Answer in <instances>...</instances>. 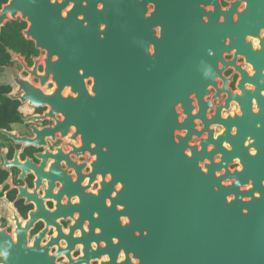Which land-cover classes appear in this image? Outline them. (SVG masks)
<instances>
[{"label": "flooded vegetation", "instance_id": "flooded-vegetation-1", "mask_svg": "<svg viewBox=\"0 0 264 264\" xmlns=\"http://www.w3.org/2000/svg\"><path fill=\"white\" fill-rule=\"evenodd\" d=\"M9 1L0 0V10ZM39 1L55 5L62 32L89 36L91 72L84 77L89 107L11 99L18 117L0 127V249L9 253L0 261L152 264L137 245L133 249V239L141 236L144 217L166 228L174 223L169 167L176 81L216 83L218 91L208 86L205 105L191 94L195 128L207 125L219 134L223 118L245 113L251 133L240 145L253 161L264 163V0ZM28 26L19 12L0 26L7 52L0 66V85L9 88L5 96L23 93L15 77L35 85L44 81L46 95L56 87L53 74H46L47 50L26 37ZM179 40L184 43L176 44ZM176 48L199 53L187 54L191 61L176 66ZM3 67L14 75L3 74ZM98 80L107 82L106 91L95 90ZM69 96L78 92L65 85L51 100ZM217 112L218 122L211 121ZM185 118L181 113L179 119ZM206 137L194 132L188 143L200 148ZM225 145L230 148L218 142ZM186 153L191 155L189 147ZM143 162H151V169L144 170ZM230 167H240L237 157Z\"/></svg>", "mask_w": 264, "mask_h": 264}, {"label": "water", "instance_id": "water-1", "mask_svg": "<svg viewBox=\"0 0 264 264\" xmlns=\"http://www.w3.org/2000/svg\"><path fill=\"white\" fill-rule=\"evenodd\" d=\"M17 12L29 22L24 30L26 37L47 50L46 74L51 72L56 81L52 95L59 94L65 85H69L78 96H69L67 101L59 103L53 99V103L52 95H46L41 88L43 80L35 85L18 77H15L19 85L17 91L23 90V93L15 95L12 92L6 96L21 102L29 101L33 106H40L49 99L53 107L86 111L89 93L84 77L91 72L89 36L82 34L77 39L74 34L62 32L55 5L39 0H10L0 10V26L9 15L15 17ZM179 43L184 41H176ZM193 52L199 53V50L176 48L175 65L186 66L191 61L187 54ZM53 55L57 59L51 61ZM30 72L36 74L33 69ZM2 73L14 75L8 67H3ZM103 84L107 82L96 81L95 90L106 91L107 86L103 87ZM209 85L218 91L216 83H174L175 153L169 167L173 174L174 223L166 228L161 222L155 225L144 217L141 236L133 239V249L134 244L137 245L136 251L141 252L143 260L152 264H264V163L253 161L247 148L240 145L251 133L245 113L241 117L228 115L223 118V130L219 134H214L207 125L201 131L195 128L190 114L191 94L195 93L198 102L205 105L204 95L209 92ZM177 106L182 112L177 111ZM181 113L186 115L183 120L179 119ZM211 119L218 122V112ZM233 126L236 127L234 134ZM181 129H186L187 133L180 134ZM1 131L12 134L5 129ZM194 132L198 135L199 132L207 133L200 148L188 143ZM222 140L227 141L230 148L218 146ZM209 143L213 145L212 149L206 148ZM187 147L191 155L186 153ZM218 152L220 159L215 160L214 155ZM236 157L240 167L231 168ZM162 165L167 170V165ZM143 169H151V162H143Z\"/></svg>", "mask_w": 264, "mask_h": 264}, {"label": "trees", "instance_id": "trees-1", "mask_svg": "<svg viewBox=\"0 0 264 264\" xmlns=\"http://www.w3.org/2000/svg\"><path fill=\"white\" fill-rule=\"evenodd\" d=\"M7 52L4 46L0 43V66L4 64ZM9 88L5 85H0V127L8 125L9 122L13 121L18 117L17 105L7 96L3 95V92L8 91Z\"/></svg>", "mask_w": 264, "mask_h": 264}, {"label": "clouds", "instance_id": "clouds-1", "mask_svg": "<svg viewBox=\"0 0 264 264\" xmlns=\"http://www.w3.org/2000/svg\"><path fill=\"white\" fill-rule=\"evenodd\" d=\"M235 107V106H234ZM177 111H179V107L177 106ZM225 147H227V145H225ZM237 183H239L238 181H237ZM229 199H231V197H229ZM8 250H7V248H4V249H0V257H3L4 259H7V257H8ZM0 264H3V262L2 261H0Z\"/></svg>", "mask_w": 264, "mask_h": 264}]
</instances>
